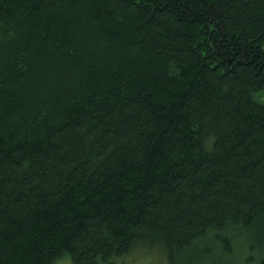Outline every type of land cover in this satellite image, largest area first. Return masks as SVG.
<instances>
[{
  "label": "trees",
  "instance_id": "16d2710c",
  "mask_svg": "<svg viewBox=\"0 0 264 264\" xmlns=\"http://www.w3.org/2000/svg\"><path fill=\"white\" fill-rule=\"evenodd\" d=\"M264 0H0V264H264Z\"/></svg>",
  "mask_w": 264,
  "mask_h": 264
},
{
  "label": "rangeland",
  "instance_id": "374dc122",
  "mask_svg": "<svg viewBox=\"0 0 264 264\" xmlns=\"http://www.w3.org/2000/svg\"><path fill=\"white\" fill-rule=\"evenodd\" d=\"M262 97L260 100L264 101V91L261 93ZM57 264H74L71 256L65 255L60 260H58ZM113 264H168L167 257L162 255L160 249L156 250H146V252L135 250L133 254L130 256H124V258L117 260Z\"/></svg>",
  "mask_w": 264,
  "mask_h": 264
}]
</instances>
